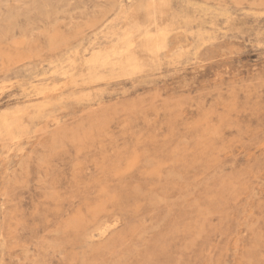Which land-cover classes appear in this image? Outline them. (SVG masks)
I'll use <instances>...</instances> for the list:
<instances>
[{
    "label": "clouds",
    "instance_id": "clouds-1",
    "mask_svg": "<svg viewBox=\"0 0 264 264\" xmlns=\"http://www.w3.org/2000/svg\"><path fill=\"white\" fill-rule=\"evenodd\" d=\"M0 264H264V0H0Z\"/></svg>",
    "mask_w": 264,
    "mask_h": 264
}]
</instances>
